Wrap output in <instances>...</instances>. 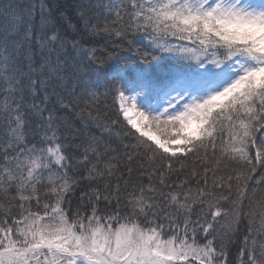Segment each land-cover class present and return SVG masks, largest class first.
Wrapping results in <instances>:
<instances>
[{"label": "snow or ice", "instance_id": "1", "mask_svg": "<svg viewBox=\"0 0 264 264\" xmlns=\"http://www.w3.org/2000/svg\"><path fill=\"white\" fill-rule=\"evenodd\" d=\"M0 264H264V0H0Z\"/></svg>", "mask_w": 264, "mask_h": 264}, {"label": "trees", "instance_id": "2", "mask_svg": "<svg viewBox=\"0 0 264 264\" xmlns=\"http://www.w3.org/2000/svg\"><path fill=\"white\" fill-rule=\"evenodd\" d=\"M76 206V202L73 203L72 207L75 208ZM233 251H235V249H233Z\"/></svg>", "mask_w": 264, "mask_h": 264}]
</instances>
